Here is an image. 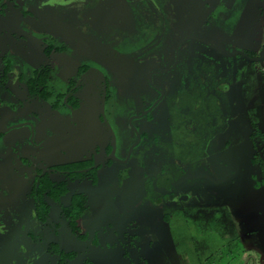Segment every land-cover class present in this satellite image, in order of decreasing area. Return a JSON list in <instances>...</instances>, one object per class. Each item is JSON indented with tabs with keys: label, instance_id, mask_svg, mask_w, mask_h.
Segmentation results:
<instances>
[{
	"label": "flooded vegetation",
	"instance_id": "1",
	"mask_svg": "<svg viewBox=\"0 0 264 264\" xmlns=\"http://www.w3.org/2000/svg\"><path fill=\"white\" fill-rule=\"evenodd\" d=\"M39 1L35 15L10 5L14 22L33 23L17 37L4 22L9 2H0V106L22 108L20 118L0 125V264H14L19 248L29 257L39 239L53 264H68L77 254L60 246L68 236L119 248L122 264H148L141 252L156 247L170 222L185 220L183 203L226 200L239 189L244 166L223 154L239 140L248 189L241 201L264 205V100L242 104L233 88L240 68L247 78L264 77V0L241 2L245 44L225 52L204 33L213 23L218 33H233L238 0ZM62 23L65 32L54 35ZM30 28L46 31L42 41ZM33 42L38 57L20 51ZM35 71L47 75L46 85L27 84ZM107 111L120 114L119 144ZM59 185L64 190L53 197ZM74 195L82 199L76 218L63 212ZM256 212L253 228L242 227L250 244L240 236L197 264H264V208ZM163 244L178 259L181 245ZM53 245L72 256L59 262Z\"/></svg>",
	"mask_w": 264,
	"mask_h": 264
},
{
	"label": "rangeland",
	"instance_id": "2",
	"mask_svg": "<svg viewBox=\"0 0 264 264\" xmlns=\"http://www.w3.org/2000/svg\"><path fill=\"white\" fill-rule=\"evenodd\" d=\"M2 0H0L1 2ZM8 7L6 8L4 14H5V25L8 26L9 31H13L14 37H17V35L22 34V26L29 24H33L32 21L22 19L20 18L17 20V22H14L13 13L11 12L13 9L10 6L11 4H14L16 6L21 5L22 7H28L31 11V15H35L38 12H36L35 7L42 4L39 0H7ZM244 0H238L235 3V6L232 8V12L230 11V15L233 16V25H235V30L233 33H226L225 29L220 30L219 33L215 31L216 26L213 23L211 27L204 33L205 36H207L208 39L213 41V45H215L220 51L225 52L226 50H229V48H233L235 45H239V47H242L245 44L246 34L248 31H246V25H247V15L246 11L243 14H239L240 7L242 6V3ZM38 4V5H37ZM44 6V4H43ZM48 9V8H45ZM239 14V15H238ZM62 15V14H61ZM238 15V16H237ZM63 16V15H62ZM67 19V17L63 16ZM37 23H41L42 20L36 19ZM210 26V23H209ZM66 25L62 23L60 26L57 27L56 31H52L54 35H61L65 32ZM36 30V31H35ZM30 28V34L33 38L39 37V41H42L44 36V32L42 33L37 32L38 30L35 28ZM55 30V29H54ZM26 31L28 29L26 28ZM229 31V32H230ZM50 32V31H48ZM143 32H145L143 30ZM230 35V36H229ZM218 36V39L217 37ZM230 38V39H229ZM38 39V38H36ZM229 39V40H228ZM17 46V45H16ZM22 46L20 51L24 53V51H27L31 55L29 57H38L41 52L37 47L35 42L33 43H26ZM203 49L208 52L212 53L209 49L206 48L205 45H203ZM51 52V50H49ZM214 56L216 54L212 53ZM21 58L22 62V56H19ZM218 57V56H216ZM28 59V58H27ZM216 59V58H214ZM29 61V60H28ZM225 61V60H223ZM30 62V61H29ZM28 64L34 66V61L30 62ZM239 60L235 63L236 68L239 67ZM28 65L25 66V68ZM234 67L235 71L236 68ZM244 69L247 72L248 68H240L238 75L235 77V83H234V90L237 92L235 95V98L238 97L240 99V102L242 104L246 105H252L253 107L258 106L261 99L264 100V77L261 78L262 81L259 79H255L252 75H249L247 78L246 73H244ZM236 73V72H235ZM241 78H240V77ZM88 82V86H90L92 83ZM263 84V85H262ZM94 85V83H93ZM92 85V87H93ZM260 92V93H257ZM263 96V98H262ZM0 106V125L8 123V121H15L17 118H20L22 116V108L17 107H11L10 105L4 104L2 102ZM20 113V114H19ZM109 111L106 112L107 120L114 128L115 136L118 139V144L122 142L124 134L122 131H124V128H122L121 123L119 124V117L120 114L118 112L114 111L111 116L109 115ZM19 115V116H18ZM254 119V118H252ZM264 129V122L260 125ZM235 137L237 136L236 133ZM233 137V139L235 138ZM264 138V133H263ZM236 139V138H235ZM121 140V141H120ZM220 140H217L215 142L216 145L220 144ZM244 140H239L237 143L235 142L230 150L228 152H224V156H228L231 158H236L238 161V165L243 169H241L239 172L240 174L236 176V181H238V187L239 189L236 190L234 187L230 189V192L227 193L228 198L225 199H215L211 196H203V201L199 203H193V202H186L183 203L181 206L185 208V212L183 213L185 217V220L180 223V221L177 223L175 220L170 222V224H166V227L168 225V230H164V233H161V236H158L156 242V247L154 245L152 248H147L149 252L144 250L141 252V256L145 258L148 264H173L172 261H181V264H197L198 261H203L204 263H207L208 258L210 260V257L217 254L218 252H215L216 249L220 250L223 248L224 244L230 243L231 246L234 244H238L240 242L239 237L242 236L243 242L246 244H250V239L244 235L242 227H248V229L253 228L256 221L254 220L253 215L256 211L259 209H263L264 205H260L258 203H255V205H245V202L242 203L241 199L245 195V192L248 189H243L242 184L247 183L246 181V171L247 168H245V165L247 163V159H245L244 154V146H243ZM246 143V139H245ZM2 158V159H1ZM4 157L0 156V164H4L5 160H3ZM243 172V173H242ZM233 175V174H232ZM240 188L242 190L240 192ZM244 200V199H242ZM251 201V200H249ZM183 208V209H184ZM155 216H159L160 211L154 210L153 211ZM257 215V212H256ZM156 218V217H155ZM54 217H52V220ZM50 220V222H52ZM260 222V221H259ZM261 223V222H260ZM262 224H264V221L262 220ZM264 234V232H263ZM45 235V234H44ZM42 235L43 237H45ZM45 239V238H43ZM22 240V238H21ZM263 240V237L259 239L258 242H264L260 241ZM59 241V240H58ZM1 242V238H0ZM44 242V241H43ZM41 240H38V243H40L36 251H31L29 253V257L22 254V249L19 248L18 257L15 258L16 261L14 264H53L54 257L51 256L50 252H48L47 249L44 248L45 245L41 244L43 243ZM60 246L63 248V250H75L77 251V254L74 259L69 261L68 264H82L84 259H88L92 264H122L120 260H122L119 256H121V250L119 248L114 247H95L93 245H89V242L81 243L76 241L72 237H60ZM178 243L180 248L178 246H175V251H178V259L174 258L172 251L171 253L165 252L164 249H159L160 244H163L164 246L168 243ZM41 251L40 249H43ZM166 249V248H165ZM180 249V250H179ZM181 251V252H180ZM197 251V252H196ZM129 253V252H128ZM223 255V253H221ZM208 255H210L208 257ZM130 256H132V253L130 252ZM124 258V257H123ZM30 259V261H29ZM175 259V260H173ZM32 260V261H31ZM2 264H5L4 262Z\"/></svg>",
	"mask_w": 264,
	"mask_h": 264
},
{
	"label": "trees",
	"instance_id": "3",
	"mask_svg": "<svg viewBox=\"0 0 264 264\" xmlns=\"http://www.w3.org/2000/svg\"><path fill=\"white\" fill-rule=\"evenodd\" d=\"M41 84V85H46L48 83V78L47 75L44 74L43 72H33L32 76L27 80V84ZM34 91V90H33ZM63 186L59 185L57 187V189L52 188L51 192L53 197H56L58 194L63 192ZM40 209H42V214L45 212V207L43 204L40 203ZM82 209V199L79 195H74L71 198L70 204L69 206L66 208H63V212L69 216H71L72 218H76V216L81 212ZM40 211V212H41ZM39 213V211H38ZM40 218L42 219V215L39 213ZM70 225H72V227L74 226V221H70L69 222ZM53 251L58 254L59 256V262H62L64 260V258L66 257H71L72 256V252H62L56 249V246L53 245L51 246Z\"/></svg>",
	"mask_w": 264,
	"mask_h": 264
}]
</instances>
